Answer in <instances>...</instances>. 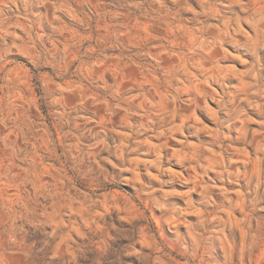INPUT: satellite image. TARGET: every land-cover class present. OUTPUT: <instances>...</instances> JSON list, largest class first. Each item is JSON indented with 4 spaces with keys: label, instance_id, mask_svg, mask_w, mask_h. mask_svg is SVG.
Returning a JSON list of instances; mask_svg holds the SVG:
<instances>
[{
    "label": "clouds",
    "instance_id": "obj_1",
    "mask_svg": "<svg viewBox=\"0 0 264 264\" xmlns=\"http://www.w3.org/2000/svg\"><path fill=\"white\" fill-rule=\"evenodd\" d=\"M81 2L87 9L83 13L85 21L81 31L91 39L77 41L66 36L67 52L62 47L50 48L47 49L48 56L43 57L35 48L37 42L48 39L40 35V22L53 14L52 10L59 6L58 0H0V17L3 18L0 32L13 37L12 44L0 51L9 54L19 46L27 51L32 61L30 70L19 76L9 72L6 63H0V81H3L0 83V133L12 130L11 135H0V264H52L46 252L50 242L70 241L78 231L99 232L104 243L127 240L129 243L123 249L125 255L139 244L138 251L133 254L141 264H177V257L183 264H264V219L257 223V216L264 217L261 206L264 201V135L249 138L248 131L237 129L240 135L236 139L245 148L251 146V155L245 158L243 154L233 152L232 141L226 140L225 132L219 130V116L216 117L217 133L213 141H207L202 135L204 126L197 116L199 111L200 116L207 119L204 108L209 100L216 103L217 112L230 105L233 112H238L241 99L253 107H257L255 101L260 99L259 110L264 114V0H215L212 5L208 0H199L201 10L193 12L186 20L198 37H206V42L203 47L186 42L178 43L175 49L169 47V55L180 54L181 62L174 72L161 70L160 62L167 57H161L159 49L153 51L149 46L141 48L134 43L130 46L129 42L121 41L119 29L109 31L110 12L95 11L92 0ZM149 3L153 12L160 13L147 20L154 28L164 29L165 20L174 28L177 16L182 17L179 22H184L187 0H176L174 8L167 11L161 0H149ZM33 6H42L47 11L44 15L33 13L34 20L25 21L24 31L17 34V12L23 9L27 15ZM138 6L136 0H127L128 8ZM221 8L223 11L218 10ZM173 11L175 16L171 14ZM97 24L101 25L100 29ZM122 27L127 36L138 25L124 24ZM136 35L144 40L149 38L140 32ZM182 35L171 34L172 38ZM55 39L59 41V37ZM117 42L124 43L127 48L126 53L121 49L118 67L122 70L127 67L129 72L137 74L136 82L123 86L119 78L109 82L110 73L106 70L108 64L116 62L108 60L104 53ZM242 57L245 58L243 72L237 82L232 83L229 68ZM3 58L0 55V61ZM152 60L157 62L152 71L159 73V79L145 87L137 68L151 79L152 71L148 68ZM168 62L177 64L176 60ZM240 79H246L247 84L241 85ZM22 80L43 89L37 99L49 123L55 125L50 141L52 158L54 162L67 165V170L72 173L69 178L62 170L47 188L34 187L33 170L27 160L24 161L26 171L16 168L19 161L16 154L23 151L22 138L29 141L25 145L29 152L35 154V148L40 147V137L33 134L36 125L28 128L17 123L18 109L23 105L16 104L14 98L19 99ZM57 80L65 85V89H71L73 95H68L65 89L50 87ZM213 85L220 89L219 93ZM155 90L161 93L160 98L155 95ZM230 92L235 93V98L229 95ZM146 94L152 103L148 102ZM90 95L97 96L100 107L93 106L89 110L96 114L97 121L102 113L105 117L102 123L86 124L79 119L77 96L84 99ZM104 101H107L106 106ZM89 104L94 105V102ZM31 107L29 105V110ZM114 114H125L129 121L136 116V123L121 124L118 117L113 119ZM30 115L37 124L41 122L39 113L30 111ZM236 122V119L225 122L224 129L231 130ZM110 127H122L130 136L122 142H116L112 137L110 144L107 135ZM57 128L60 129L59 138ZM261 128L264 129V121ZM73 132L79 135H73ZM84 132L91 136L88 144L83 142ZM145 135L155 143L145 146L142 139ZM177 138L183 143L179 145V151H173L177 146L173 142ZM209 145L219 146L228 161L227 166L220 162L216 180L206 181L207 161L211 158ZM142 147L152 158L145 161L135 158ZM85 160L87 165H84ZM97 161L105 167H98ZM140 163L145 165L142 177L125 175L129 170H140ZM108 165H111V171ZM175 167L181 171H172ZM184 172L186 176L182 175ZM162 176H168L169 180H160ZM173 181L181 187L187 186L185 199L191 200L192 193L203 197L200 201L203 210L190 221V231H181L178 227L182 220L188 219L185 211L168 207V197L172 193L164 189ZM217 183H226L230 187H217ZM123 184L135 189L132 196L135 205L122 199L113 201L111 196L104 200L102 190ZM18 191L24 194V207L18 206ZM216 196L222 199L217 202ZM105 203L108 211L102 207ZM117 204L121 206L120 211L116 209ZM158 209L161 210L159 228L154 223V213ZM195 210L194 206L187 209ZM237 216L243 229L242 238L231 231L237 226ZM123 217L128 218L127 225ZM98 224L103 227L97 228ZM164 225L176 227L168 228V235H161ZM225 230H229L233 244L225 243V252L221 254L219 241L225 236ZM213 249L214 261L209 257Z\"/></svg>",
    "mask_w": 264,
    "mask_h": 264
},
{
    "label": "rangeland",
    "instance_id": "obj_2",
    "mask_svg": "<svg viewBox=\"0 0 264 264\" xmlns=\"http://www.w3.org/2000/svg\"><path fill=\"white\" fill-rule=\"evenodd\" d=\"M161 2L165 5V11L169 9H173L176 3V0H161ZM92 3L95 5V11L97 12H110L112 14L111 19L109 20V31H116L119 29L121 33V41L129 42L131 44H136L139 47L143 48L145 46H149L155 51L156 49L160 50L161 57H167V60H161L160 68L163 71L174 72L177 65L181 62L179 60V53H173L169 55V47L175 49L178 43H187L188 45H196L197 47H203V44L206 42V37L197 36L193 31L192 25L187 22L186 18L191 16L193 12H199L200 3L199 0H187V11L183 14L184 22H179L182 20V17L177 16V23L173 28L172 24L165 20L164 23L166 27L164 29L154 28L147 23V20L151 17L158 16L160 13L153 12L152 7L149 3V0H136V3L139 5L136 8H128L127 0H92ZM210 5L215 3V0H208ZM59 6L52 10V15L47 16L42 19L40 22V35L42 37H47L46 41H40L35 44V48L41 51L43 57L48 56L47 49L50 48H63L65 52L68 51V45L64 43V38L66 36H71L75 38L77 41H82L84 39H91V37H85L84 32L81 29L84 27L85 17L83 15L87 9L83 6L81 0H58ZM223 11V9H218ZM46 9L44 7H35L29 9L27 15H25L23 9H20L17 12V34L24 31L25 21L34 20L33 13L39 12L44 15L46 13ZM140 13H144L143 16H139ZM173 16L176 13L173 11L171 13ZM159 23V21H157ZM3 24V18L0 17V25ZM124 24L129 25H138V27L132 28L131 31L128 32L127 36L124 35L125 29L122 27ZM35 27V25H34ZM97 29L101 28V25H96ZM144 33L148 35V40H144L142 37L137 36L136 33ZM175 33H183L182 36H178L177 38H172L171 34ZM55 37H59V41L55 39ZM135 37V39H133ZM13 37L10 35H5L3 32H0V50H3L9 47L12 44ZM121 49L124 52H127V48H124V43L117 42L107 51H105V57L108 60H114L115 64H108L107 71L110 73V81L113 82L119 78L121 85L134 83L137 80V74L129 72L127 67L123 70L118 67L121 63ZM135 50V49H133ZM231 51V49H229ZM0 55H3V60L0 63H6L8 66L9 72L15 73L16 75H20L22 72H27L30 70V65L32 63L27 51L24 48L17 46V50L15 52L4 54L0 51ZM73 59L76 57V53L73 52ZM244 59L229 68V72L232 73V83H236L238 76L243 72V64ZM28 63H25V61ZM176 60L177 64L169 63L168 61ZM101 64L104 61L100 62ZM156 61L152 60L151 65L148 70L152 71V66L156 65ZM91 71V69H89ZM137 73H139V78L144 80L145 87H149L152 85V80L159 79V73L152 71L151 79H148L144 76L143 72L139 71L137 68ZM195 76V73L192 74ZM182 79V77H178ZM241 85H246V79H240ZM3 83V81H0ZM50 87H58L60 89H65V85L60 81H55L53 85ZM213 89L219 93L220 89L213 85ZM68 95H73L71 89H65ZM43 89L37 88L33 82L28 80H22L21 89L18 93L19 99L14 102L18 105H23V108L18 109L19 119L17 121L21 127L32 128L33 125H36V131L33 133L34 135H38L40 137V147L35 148L33 144L32 147L35 148V154L29 152L28 148L25 147L29 141L25 138L24 143L21 144V149L23 151L17 152V156L19 157V161L16 162V168L21 171H26L27 168L25 166L24 161L27 160L31 165L33 170V183L34 187L39 186L43 188H47L49 183H54L57 177L63 170V173L67 175L69 178H72V173L67 170V165L62 163L54 162L52 155L53 152L50 150V141L52 137V129L55 127L54 124L49 123V119L45 117L44 110L39 107L38 97L42 94ZM2 94V93H0ZM155 95L160 98L161 93L159 90H155ZM229 95L235 98V93L230 92ZM146 98L149 103H152V99L150 96ZM94 102V105H90L89 102ZM77 103L79 105L77 112L79 113V119L85 121V123L93 122V123H102L105 120V117L102 113H99V121L96 120V114H94L89 109L91 107H100V103L97 102V96L90 95L84 99H79L77 96ZM257 107H253L248 103V101L241 99L240 104L238 106V112L232 111V106L230 105L227 109L217 112V105L214 101L209 100L205 102L204 112L207 115V119L200 116L199 111L197 112V116L200 118L203 126L204 132L202 135H205L207 141L214 140V134L217 133L216 127V117H220V125L219 130L225 132L226 140L232 141V150L236 154H243L245 158L250 157L251 155V146L247 148L242 146V142L238 141L236 138L240 135V132L237 129H244L248 131L249 138L252 136L259 137L260 135H264V129L261 128V122L264 121V114H262L259 110L260 99L255 101ZM105 106L107 105V101H104ZM29 105H31V109L29 110ZM57 108L59 106L57 105ZM30 111H35L40 114L41 122L37 124L36 121H33L32 116L30 115ZM240 113H243L241 115ZM119 118V122L121 124L125 122H129L132 124L136 123V116H133L131 121L125 114H114L113 119ZM236 119V123L232 125L231 130L224 129V123L230 120ZM111 123V122H109ZM80 131L83 132V126H81ZM95 131V130H94ZM12 130L6 129L0 135H11ZM73 135H79L78 132H73ZM101 136H104L105 133H100ZM108 142L113 143L112 137L116 138V142H122L123 138H127L130 136V133L127 132L122 127H110L107 131ZM56 136L60 137V129H56ZM47 137V140L44 138ZM145 146L149 144H154L155 140H149L147 135L142 137ZM91 136L89 133L84 132L83 142L85 144L90 143ZM137 143L139 140L136 141ZM19 143V141H18ZM177 146L173 149V151H179V145L183 143L178 138L174 141ZM191 143V141H190ZM259 145V141H258ZM208 151L211 153V158L207 161L209 165V171L207 177L204 179L207 181L209 179L216 180L218 176V170L220 168V162L223 161L224 165L227 166L228 156L221 152L219 146L211 147L207 146ZM101 155H106V153H102ZM138 161H145L146 159L152 158L151 155L145 150L144 147L140 149V155L135 157ZM98 167H105L100 164L99 161L96 162ZM115 163V161H113ZM88 161H84V165H87ZM165 167H168L167 163L164 164ZM108 170L111 171V165H108ZM145 165L144 163H140L138 171L133 172L129 170L125 173L127 176H143V169ZM155 170H153L154 173ZM174 172H180L179 167H175L172 169ZM199 170H197L198 172ZM182 175L186 176L187 173L184 172ZM160 180H169L168 176H162L159 178ZM153 183H157V181H153ZM79 187V184L77 185ZM203 187V185L201 186ZM217 187H230L226 183H217ZM165 192L172 193L168 197L169 200V208L179 207L181 210L185 211L188 219L182 220L178 227L181 231H190V221L195 220L199 212L202 211V207L200 201L203 197L199 193H192L191 200L185 199V193L187 192V186L181 187L176 182H170L165 186ZM135 193V189L130 187L128 184H123L118 187L110 188L107 190H102V195L104 200H107L109 196L113 201L118 199H122L125 202H130L135 205V201L132 199L133 194ZM16 198L20 201L19 207H24V194L22 192H17ZM214 199H217V202L222 199V197L216 196ZM195 207V211H187L190 207ZM261 206L264 207V201H261ZM102 207L108 211L107 204H103ZM117 211L121 210V206L119 204L116 205ZM97 214L101 215L99 210H97ZM161 210H156L154 213V223L156 227H161L160 217ZM123 222L127 225L128 218L123 217ZM215 219V218H214ZM261 219H264L262 216H257V223ZM18 223H22V221H18ZM237 226L231 231L239 235L241 238L243 236V229L240 226V219L236 217ZM24 227L27 228L28 225L24 224ZM102 224H98L97 228H102ZM164 231L161 232V235H168V228L176 227V225H164ZM50 231L51 229H47ZM229 230H225V236L221 238L219 241L220 248L219 251L221 254L225 252V243L228 246L233 244L232 236L228 235ZM128 241L121 239L115 242L104 243L102 241L101 234L99 232L96 233H87L83 231H78L76 235L72 237L70 241L60 240L57 242H50L49 247L46 249L47 256L51 257L52 264H129V261L132 264H141L139 258L133 254L134 251H138L140 245L137 244L134 250H131L129 254L125 255L124 247L128 245ZM210 260H215V250H210L209 253ZM177 264H183V261L177 257Z\"/></svg>",
    "mask_w": 264,
    "mask_h": 264
}]
</instances>
